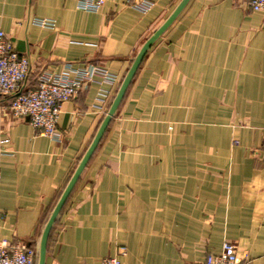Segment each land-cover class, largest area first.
Masks as SVG:
<instances>
[{"label":"crops","instance_id":"crops-1","mask_svg":"<svg viewBox=\"0 0 264 264\" xmlns=\"http://www.w3.org/2000/svg\"><path fill=\"white\" fill-rule=\"evenodd\" d=\"M106 0H0V32L29 58V83L66 63L118 76L62 105L61 140L0 96V238L38 248L62 192L147 39L182 0L142 13ZM55 22L53 29L35 24ZM225 242L264 264V12L191 0L143 60L50 237L46 264H206Z\"/></svg>","mask_w":264,"mask_h":264},{"label":"built area","instance_id":"built-area-1","mask_svg":"<svg viewBox=\"0 0 264 264\" xmlns=\"http://www.w3.org/2000/svg\"><path fill=\"white\" fill-rule=\"evenodd\" d=\"M106 0H79V9L98 13ZM242 6L252 12H264V0H239ZM134 9L148 13L153 8L150 0H128ZM35 24L53 29L55 22L37 19ZM30 60L20 54L13 41L0 32V96L10 98L9 110L19 120L27 121L39 134L52 140H61L58 122L62 105L74 100L81 91L93 84L99 86L97 102L109 103L110 90L118 76L107 69L94 64L75 66L66 63L61 71L43 70L35 83H29ZM19 94V95H18ZM2 173L0 169V192ZM1 219V214H0ZM127 255L122 248L118 257L105 258L101 264H124L122 258ZM37 248L23 242L10 243L0 238V264H36ZM247 254L240 256L237 247L225 242L220 255H209L206 264H250Z\"/></svg>","mask_w":264,"mask_h":264},{"label":"water","instance_id":"water-1","mask_svg":"<svg viewBox=\"0 0 264 264\" xmlns=\"http://www.w3.org/2000/svg\"><path fill=\"white\" fill-rule=\"evenodd\" d=\"M191 0H182L179 5L175 8V10L171 13V15L167 18V20L147 39V41L143 44L138 54L133 59L132 65L124 77L110 107L105 115L103 121L101 122L99 129L91 142L89 148L85 152L82 157L78 167L73 173L71 179L69 180L67 186L62 192L56 206L54 207L47 223L45 224L43 231L40 236V240L37 248V261L36 264H46L47 262V253L48 246L51 234L55 225L57 224L68 200L70 199L72 193L74 192L77 184L79 183L84 171L89 165L91 159L93 158L95 152L97 151L101 141L103 140L109 126L114 120L143 60L146 55L149 53L151 48L157 43V41L166 33V31L174 24V22L178 19V17L185 10L187 5ZM19 95V94H18Z\"/></svg>","mask_w":264,"mask_h":264},{"label":"trees","instance_id":"trees-1","mask_svg":"<svg viewBox=\"0 0 264 264\" xmlns=\"http://www.w3.org/2000/svg\"><path fill=\"white\" fill-rule=\"evenodd\" d=\"M35 83V82H34ZM34 83L31 82V84L33 85Z\"/></svg>","mask_w":264,"mask_h":264}]
</instances>
